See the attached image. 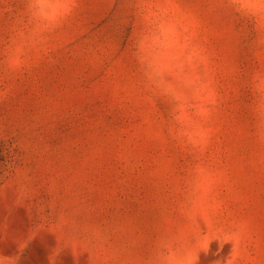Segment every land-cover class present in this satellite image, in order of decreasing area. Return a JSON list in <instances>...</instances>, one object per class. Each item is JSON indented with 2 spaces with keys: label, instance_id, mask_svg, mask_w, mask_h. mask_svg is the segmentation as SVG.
I'll return each instance as SVG.
<instances>
[{
  "label": "rangeland",
  "instance_id": "rangeland-1",
  "mask_svg": "<svg viewBox=\"0 0 264 264\" xmlns=\"http://www.w3.org/2000/svg\"><path fill=\"white\" fill-rule=\"evenodd\" d=\"M0 264H264V0H0Z\"/></svg>",
  "mask_w": 264,
  "mask_h": 264
}]
</instances>
